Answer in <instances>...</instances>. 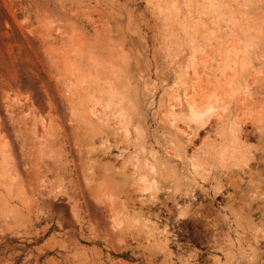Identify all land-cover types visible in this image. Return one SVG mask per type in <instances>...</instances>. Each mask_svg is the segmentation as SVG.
Instances as JSON below:
<instances>
[{
    "label": "rangeland",
    "instance_id": "obj_1",
    "mask_svg": "<svg viewBox=\"0 0 264 264\" xmlns=\"http://www.w3.org/2000/svg\"><path fill=\"white\" fill-rule=\"evenodd\" d=\"M263 249L264 0H0V264Z\"/></svg>",
    "mask_w": 264,
    "mask_h": 264
},
{
    "label": "bare ground",
    "instance_id": "obj_2",
    "mask_svg": "<svg viewBox=\"0 0 264 264\" xmlns=\"http://www.w3.org/2000/svg\"><path fill=\"white\" fill-rule=\"evenodd\" d=\"M193 62V61H192ZM84 83V82H83ZM81 84V83H80ZM84 87H85V85H84ZM86 88V87H85ZM82 89V88H81ZM111 91V90H110ZM93 92V91H92ZM95 96V95H94ZM101 96V95H100ZM101 100L99 99V96L94 100V104H98L99 102H100ZM110 101H112V97H111V92L109 93V96L107 97V102H110ZM106 140H108V138H102L101 139V142H105ZM238 180V179H237ZM236 180V181H237ZM241 180V179H240ZM239 181V180H238ZM233 182V181H232ZM234 183V182H233ZM238 183V182H237ZM236 183V184H237ZM239 184V183H238ZM223 187V186H222ZM218 190H220V187H219V189ZM223 191V190H222ZM221 191V192H222ZM220 193V192H219ZM191 215H194L195 217H198V216H204L202 213H200L199 211H197V212H191V208H190V206H186V207H183L182 208V210L179 212V215H178V217H180L181 219H186V218H188V217H190ZM149 220H151L150 218H149ZM147 222V221H146ZM149 222V221H148ZM151 222V221H150ZM151 224H152V222H151ZM155 224V223H154ZM157 224V223H156ZM147 228H148V226L147 225H145ZM144 226V227H145ZM156 226V225H155ZM157 227V226H156ZM150 229V228H149ZM151 229H154L155 230V227H152ZM156 231V230H155ZM154 231V232H155ZM166 231V230H165ZM164 231V232H165ZM168 231V230H167ZM159 232V231H158ZM169 232V231H168ZM163 233V232H162ZM161 233V234H162ZM166 233V232H165ZM155 234V233H154ZM154 234H152V235H154ZM158 234V233H157ZM159 234H160V232H159ZM158 234V235H159ZM166 235V234H165ZM155 236V235H154ZM151 237V236H150ZM153 237V236H152ZM158 237V236H157ZM155 238V237H154ZM159 239L158 240H160L159 242H157L158 243V247L157 248H159V249H163V250H165V249H169L168 247H169V239L167 238V237H163V240H161L160 238H161V236H159L158 237ZM165 238V239H164ZM152 239V238H151ZM215 241V240H214ZM216 243V242H215ZM218 243V242H217ZM167 251V250H166ZM171 254V253H170ZM173 257V256H172Z\"/></svg>",
    "mask_w": 264,
    "mask_h": 264
},
{
    "label": "flooded vegetation",
    "instance_id": "obj_3",
    "mask_svg": "<svg viewBox=\"0 0 264 264\" xmlns=\"http://www.w3.org/2000/svg\"><path fill=\"white\" fill-rule=\"evenodd\" d=\"M264 250V249H263ZM262 250V251H263ZM207 252V250H203L202 251V253H206ZM264 253V252H263ZM219 256V255H218ZM220 257V256H219ZM240 261V263L239 264H245V261H246V259L244 258V259H240L239 260ZM244 261V262H243ZM259 264H264V254H262V258L259 260Z\"/></svg>",
    "mask_w": 264,
    "mask_h": 264
}]
</instances>
